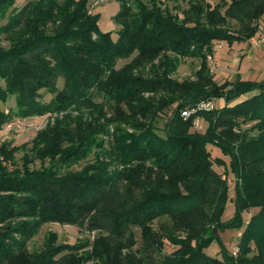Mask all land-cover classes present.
<instances>
[{"label": "trees", "instance_id": "1", "mask_svg": "<svg viewBox=\"0 0 264 264\" xmlns=\"http://www.w3.org/2000/svg\"><path fill=\"white\" fill-rule=\"evenodd\" d=\"M115 1L113 39L96 14L87 16L88 0H36L20 10L0 0V21L7 18L0 35L9 42L0 45V103L14 96L18 118L55 116L32 139L21 169L9 165L26 145H0V264H264V79L218 84L207 63L215 42L255 36L264 0H181L180 15L158 0ZM179 57L200 60L195 81L171 78ZM120 60L128 62L116 68ZM42 91L52 95L46 104ZM219 99L222 108H197ZM169 110L159 135L156 121ZM9 119L0 108V129ZM197 119L204 133L192 131ZM209 146L228 162L213 159ZM91 154L92 162L69 169ZM214 165L235 179L227 222L229 186ZM44 223L96 234L75 245L48 234L29 252ZM242 228L234 258L219 234ZM213 242L220 258L205 252Z\"/></svg>", "mask_w": 264, "mask_h": 264}, {"label": "rangeland", "instance_id": "2", "mask_svg": "<svg viewBox=\"0 0 264 264\" xmlns=\"http://www.w3.org/2000/svg\"><path fill=\"white\" fill-rule=\"evenodd\" d=\"M33 1L36 0H15L14 7L17 8V10H20L22 7ZM158 1L160 2L162 9L166 8L172 14L180 15V12L187 8L186 2H182L181 0H158ZM218 1L219 0L213 1L212 4L215 5ZM145 2L147 3L148 0H145ZM118 7H119V3L116 2L115 0H88V3L86 4V13L88 17H92L93 15L96 14L98 16L97 26L99 30L101 32H111L113 39H115L117 36L116 32L118 31L119 27L114 23L113 18L118 12ZM6 19L0 21V27L6 24L7 21ZM233 25L235 28H237V25H235V23H233ZM261 30H264V16L262 17L258 31L255 34L256 37L258 36ZM0 45L4 48H7L9 46V42L6 39L5 34L0 35ZM261 48L264 49L263 47ZM235 53H237V50L235 51ZM229 56L226 55L225 47L224 48L217 47L215 55L213 54L211 59H207L210 72L217 83H223L225 81L233 82L237 77H239V75L232 74L229 71H225L223 68H220V66H222L223 64L229 63L230 61ZM127 62H128L127 60L118 61L116 64V68L122 67ZM217 65L219 66L220 71L218 70ZM199 66H200V60L197 58L179 57L176 68L171 73V78H173L178 82H183L185 80H189L193 82L196 80V73L199 70ZM253 69L256 72H260V73H263L264 71V67L262 66L255 67ZM4 86H5L4 82L0 80V88H4ZM56 86L58 90L62 89L63 87L62 78H59L57 80ZM146 96H151V95L146 94L145 97ZM51 98L52 95H50L46 91H42L41 98L39 99V101L43 104H46L47 102H49ZM95 101L100 102V99H96ZM223 102H224L223 99L211 100L210 103L205 105V107L216 108L219 106H223L224 104ZM0 108L4 113L10 114V119L0 129V145L3 142H11L12 146H17V147L26 145L25 151L20 150L17 153H15L14 161L12 162V164L9 165L10 169H14V168L21 169L23 155L26 153L29 154L30 156H33L32 153L30 152L32 139L36 136L37 132L44 129L48 123H53L55 116L47 113L42 116L18 118L15 116L16 106H15L14 96H9L5 103H0ZM190 110L193 109L191 108ZM169 115H170V110L165 111L164 115L161 116V118H159L156 121L155 126L157 133L159 135L164 134L163 127ZM253 124L254 123L246 124L245 128H250ZM206 126L207 124L202 119H197L194 122V128L192 129V131L204 133ZM208 148L210 150L213 159L221 158L225 161V164L226 162H228V158L223 156L219 149H216L213 146H209ZM93 157L94 154H91L89 157H87L84 160H80L79 162L71 166L69 169L73 171L80 170L83 166H85V164L92 162L94 160ZM42 165L43 164L39 160L34 159L30 167L31 169L38 170L41 168ZM45 165H47V162L44 164V166ZM214 169L218 174L221 175L223 179L227 181L229 186V193H228L229 203L227 204L224 210V214L222 216V221L227 222L232 218L234 213L233 199H234L235 179L233 175L229 172V170L226 169V166L224 168V167H217L216 165H214ZM65 170L66 168L60 169L61 172H64ZM256 211H257L256 209H251L249 212L250 214L253 215L254 213H256ZM243 215L245 216L246 214ZM244 218H245L244 220H247L246 216ZM240 232L241 229L226 230L224 232H220L223 234L222 241H224L223 243L227 248L228 252L230 253V255H231V246L238 240L239 238L238 234ZM48 234H54L59 243L75 245L78 242H82L85 240L92 242L96 233L89 232L86 229L80 228L75 225L44 223L36 229V232L33 234L31 240L27 242L26 246L29 252H34L41 249ZM135 238L137 240V244H139L140 236L138 232L135 234ZM211 247H218V246L215 242H213L211 246L208 249H206L205 252H207V254H209L210 256H214V255L216 256L217 254L211 253L210 250ZM172 250L173 248L171 246H166V248L164 249V253L169 254L172 252ZM87 264H92V262H89Z\"/></svg>", "mask_w": 264, "mask_h": 264}, {"label": "crops", "instance_id": "3", "mask_svg": "<svg viewBox=\"0 0 264 264\" xmlns=\"http://www.w3.org/2000/svg\"><path fill=\"white\" fill-rule=\"evenodd\" d=\"M255 39H256V36L253 37L252 39H250L248 42H245V43H233L231 46H228L225 42H215L214 45L215 44H219L221 46V48L225 47L226 55H228V56L230 55L229 56V60H230L229 63L223 64L222 66H220V68H223L225 71H229L232 74L239 75L241 80H245V81H261L262 79H264V71H263V73H260V72H256L253 69V68L258 67V66L264 67V49H262L261 46H257L255 44ZM236 50H237L238 54L235 53ZM215 53H216V50H215V52L213 54L215 55ZM217 67H218V70L220 71L218 65H217ZM218 84H221V83H218ZM254 94L255 93H249V94L243 95L240 99H237L236 101L232 102L230 104V106H233V105H235V104L247 99L248 97H250V96H252ZM207 104L208 103L200 104V105L197 106V108H199V109L206 108L207 109V107H205V105H207ZM224 105H225V103L223 104V106H219V107H216V108H222V107H224ZM208 109H211V108H208ZM244 214H246L245 216L247 217L246 218L247 220H244L245 216L244 215L242 216L243 217V223H244V226H245L249 222L251 216H253L255 213L253 215L250 214V212H249L250 215L248 214V212H246ZM243 228L241 230H243ZM219 235H220V237L222 239V235L223 234L220 233ZM210 250H211L212 254H217L218 255V256L214 255L212 257L220 258L219 248L218 247H211Z\"/></svg>", "mask_w": 264, "mask_h": 264}, {"label": "built area", "instance_id": "4", "mask_svg": "<svg viewBox=\"0 0 264 264\" xmlns=\"http://www.w3.org/2000/svg\"><path fill=\"white\" fill-rule=\"evenodd\" d=\"M255 44H256L257 46H261V47L264 48V30H261L260 33L258 34V36L256 37V39H255ZM217 47H221V46H220L219 44H215V45H213V49H214V50H216ZM211 58H212V57H211L210 55L207 56V59H211ZM192 111H194V110H190V109L185 110V111L182 112V116H184V117H188ZM240 236H241V232L238 234V237H239V238H240ZM239 238H238V240H237L234 244H232V246H231V256L234 257V258L237 257V254H238V252H239Z\"/></svg>", "mask_w": 264, "mask_h": 264}]
</instances>
